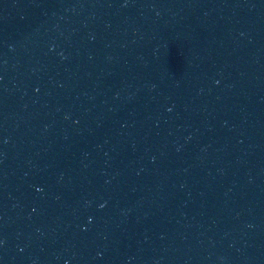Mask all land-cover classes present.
Masks as SVG:
<instances>
[{
    "label": "water",
    "instance_id": "water-1",
    "mask_svg": "<svg viewBox=\"0 0 264 264\" xmlns=\"http://www.w3.org/2000/svg\"><path fill=\"white\" fill-rule=\"evenodd\" d=\"M0 264H264V0H0Z\"/></svg>",
    "mask_w": 264,
    "mask_h": 264
}]
</instances>
